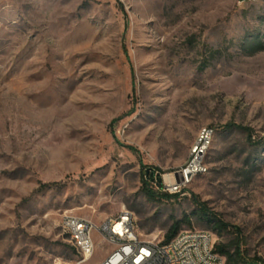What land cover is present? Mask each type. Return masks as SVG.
Returning <instances> with one entry per match:
<instances>
[{
	"label": "rangeland",
	"instance_id": "obj_1",
	"mask_svg": "<svg viewBox=\"0 0 264 264\" xmlns=\"http://www.w3.org/2000/svg\"><path fill=\"white\" fill-rule=\"evenodd\" d=\"M204 127L208 172L166 198ZM122 213L264 264V0H0V264H102L112 247L82 263L63 219Z\"/></svg>",
	"mask_w": 264,
	"mask_h": 264
},
{
	"label": "built area",
	"instance_id": "obj_2",
	"mask_svg": "<svg viewBox=\"0 0 264 264\" xmlns=\"http://www.w3.org/2000/svg\"><path fill=\"white\" fill-rule=\"evenodd\" d=\"M258 0H238L240 5ZM216 135L215 129L204 127L190 152V159L181 169L171 173L174 181L162 183V190L170 195L181 194L194 180L208 172L206 158ZM63 229L82 256V263L90 260L100 241L112 247L102 264H226L216 252V236L207 231H181L169 242L145 238L129 213L108 219L97 225L77 216H65Z\"/></svg>",
	"mask_w": 264,
	"mask_h": 264
},
{
	"label": "trees",
	"instance_id": "obj_3",
	"mask_svg": "<svg viewBox=\"0 0 264 264\" xmlns=\"http://www.w3.org/2000/svg\"><path fill=\"white\" fill-rule=\"evenodd\" d=\"M162 186V181H158L157 187L159 188V190L162 189ZM143 191L151 201H155L158 198L157 193L149 189V185L146 182H144ZM163 196L172 199L177 195H170L166 193ZM200 215L201 218L206 220L212 226L211 228L213 232H215L219 237L228 232V226L222 220L218 219L215 215L209 214L205 208L201 209ZM183 223L184 221H177L171 226L166 242L171 241L181 232ZM216 252L226 259V264H247L245 256L240 250L239 245L234 246V244H219L216 245Z\"/></svg>",
	"mask_w": 264,
	"mask_h": 264
},
{
	"label": "bare ground",
	"instance_id": "obj_4",
	"mask_svg": "<svg viewBox=\"0 0 264 264\" xmlns=\"http://www.w3.org/2000/svg\"><path fill=\"white\" fill-rule=\"evenodd\" d=\"M165 179L168 183H172L174 181V176L171 174H168L165 176Z\"/></svg>",
	"mask_w": 264,
	"mask_h": 264
}]
</instances>
